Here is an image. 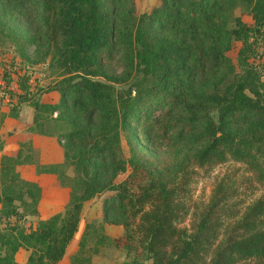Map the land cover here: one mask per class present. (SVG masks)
<instances>
[{
  "label": "trees",
  "instance_id": "trees-1",
  "mask_svg": "<svg viewBox=\"0 0 264 264\" xmlns=\"http://www.w3.org/2000/svg\"><path fill=\"white\" fill-rule=\"evenodd\" d=\"M13 1L17 10L33 6L38 18L36 29L16 35L20 50L32 44L36 60L47 56L63 76L52 85L58 99L41 101L27 69L16 73V89L0 60L10 115L23 101L33 107L27 132L46 133L49 118L68 128L57 135L59 161H35L29 138L1 152L0 264H56L83 202L105 191L102 214H115L122 232L112 242L128 264H264V61L255 59L264 46V0H161L137 15L128 7L117 20L103 0ZM239 4L249 20L233 13ZM164 25L182 40L159 33ZM114 34L122 74L100 64ZM117 82L126 86L116 89ZM142 145L168 148L174 159L146 161ZM229 163L205 200L191 197L197 175ZM20 165L32 166L30 178ZM44 178L64 187L67 200L41 218ZM103 237L95 236L93 252ZM83 244L81 236L70 264H90ZM18 248L28 250L23 262L14 257Z\"/></svg>",
  "mask_w": 264,
  "mask_h": 264
},
{
  "label": "rangeland",
  "instance_id": "rangeland-1",
  "mask_svg": "<svg viewBox=\"0 0 264 264\" xmlns=\"http://www.w3.org/2000/svg\"><path fill=\"white\" fill-rule=\"evenodd\" d=\"M32 2V1H31ZM107 4L106 9L109 17L113 20H117L123 15V12L131 7L134 14H139L143 11H149L152 6L160 4L161 0H103ZM33 9V6L30 5ZM32 9L27 11L17 10L14 8V1L0 0V60L5 63L6 72L10 74V85L16 89V73H22L23 69L29 71V75L26 77V83L35 86L33 98H37L41 101L55 102L58 99V92L52 88L55 81L63 75L60 74V68L47 63V56L45 61L36 60L37 54L33 52V45H26L22 50L18 46L16 35L20 33H28L35 29L38 22L37 15H34ZM243 6L236 5L233 8V13H241L245 20H249V17L244 12ZM157 31L161 34L170 36L173 34L171 30H168V25H164V28L157 27ZM174 39L177 41L182 40L181 33H174ZM113 43L111 47V56L101 57V65L107 71H111L117 74L124 72V67L121 59L122 46L119 38L116 34L112 35ZM238 46V42L233 41L232 47L226 51L227 55L234 59L235 50ZM262 45L257 47V61H262L259 54ZM254 59V60H255ZM255 60V61H256ZM14 64V66H11ZM2 68L0 66V72ZM209 77V76H206ZM95 78L106 80L103 76H96ZM3 83L0 78V84ZM114 88L122 89L126 86L123 83H112ZM32 87V86H31ZM38 87V88H37ZM8 96L6 92L0 91V154L1 152L12 153L17 145V141L20 139H27L31 143L32 157L38 162H50L59 161L62 158V148L57 140V135L60 131H64L68 128V124L58 119L49 118L44 128L46 133L27 132L24 128V123L29 122L32 118L33 107L27 103L19 104L17 107L16 117L10 115L6 100ZM12 101L15 97L12 95ZM210 112L214 114L211 109ZM55 115V112L52 113ZM120 150L123 157L127 158L129 155V148L124 139L122 131L120 132ZM143 159L148 161L149 159L157 162L173 160V153L168 148H151L147 145H142ZM149 158V159H148ZM18 170L25 177L32 176L31 165L17 166ZM169 168V167H168ZM232 165L222 164L212 168V170L202 172L197 175L195 180L190 184L191 197L198 200H205L209 194L212 181L215 174H220L224 171H231ZM66 171L70 173V169ZM121 175H117L116 178H120ZM41 184L40 197L37 201V207L39 211V217H46L54 212L61 211L63 205L67 200V191L64 187L53 183L51 179L44 178ZM55 182V181H54ZM109 194V191L102 192L85 200L82 204L77 229L74 232L72 238L66 245L65 252L61 259L56 264H70V255L77 249V242L81 236H84L83 248L79 252L83 256L89 258L90 264H128L125 251L122 247L114 245L112 238L122 232L121 226L116 219L115 214L112 212L107 218L102 214V198ZM188 219L185 220V222ZM101 233L104 235L103 241L97 246V251L93 252L92 247L94 245L95 236ZM28 250L18 248L14 253V257L17 261L23 262L26 258Z\"/></svg>",
  "mask_w": 264,
  "mask_h": 264
},
{
  "label": "built area",
  "instance_id": "built-area-1",
  "mask_svg": "<svg viewBox=\"0 0 264 264\" xmlns=\"http://www.w3.org/2000/svg\"><path fill=\"white\" fill-rule=\"evenodd\" d=\"M259 54L261 56V60L264 61V47H261V50H260Z\"/></svg>",
  "mask_w": 264,
  "mask_h": 264
}]
</instances>
